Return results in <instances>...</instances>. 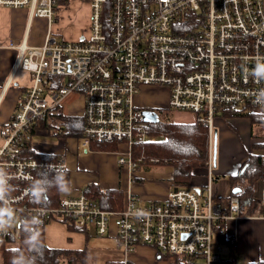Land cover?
I'll return each mask as SVG.
<instances>
[{
	"label": "built area",
	"instance_id": "2783aa9c",
	"mask_svg": "<svg viewBox=\"0 0 264 264\" xmlns=\"http://www.w3.org/2000/svg\"><path fill=\"white\" fill-rule=\"evenodd\" d=\"M82 1L89 8L86 34L56 40L51 17L58 11L62 18L71 0H0V7L25 9L29 19L47 22L40 45L29 44L26 36L18 44L19 66L30 73V84L0 127V167L12 178L13 207L22 217L39 214L41 229L57 221L92 228L99 236L113 233L124 259L106 264H130L127 255L141 245L154 248L156 255H177L181 264H231L235 237L225 232L226 223L264 219V203L261 195L259 211L242 214L237 196L228 195L225 203L214 199V126L217 114L226 109L248 108L264 115L253 103V94L264 82L247 75L256 59L264 57V0ZM144 87L167 93L166 103L154 107L156 112L160 106L191 112L207 127L203 190L179 186L161 200L142 204L128 189L121 209H105L87 195L86 185L76 195L61 194L57 206L27 205L26 189L37 172L44 165L67 161L23 158L22 152L28 142L33 148L35 125L71 91L84 97L79 153L93 150L92 143H116L109 152L130 176L142 160L132 159L133 145L150 137V122L142 114L146 107L135 102ZM132 181L129 178V184ZM140 210L149 215L138 219ZM19 233L13 229L7 236L16 239Z\"/></svg>",
	"mask_w": 264,
	"mask_h": 264
},
{
	"label": "crops",
	"instance_id": "0c3cea01",
	"mask_svg": "<svg viewBox=\"0 0 264 264\" xmlns=\"http://www.w3.org/2000/svg\"><path fill=\"white\" fill-rule=\"evenodd\" d=\"M86 8V14L88 17V5H86ZM69 11L70 9L68 12ZM44 24H47V22L43 18L34 17L33 19H29L25 9L0 7V127L8 121L15 110L20 97L22 96V93L30 84V73L19 66L20 54L18 44L20 43L21 39L26 36V41L29 44L35 46L40 45L44 40L47 30V25L46 29H44ZM51 30L53 31V28ZM85 34L86 30L81 35H78V38L84 36ZM152 90L155 91V88L144 87L141 93L135 96V102L145 107H156L159 104H165L167 101V93L165 89H158V92H162V102L154 100L147 93ZM58 113L64 115L59 109V105L50 112L47 118L52 119ZM74 113L75 112L64 116L82 117V115H75ZM42 130L47 134L49 133L47 128H39L36 129L33 136L35 134L38 135ZM214 134L216 135L215 128ZM215 135L213 137L214 141ZM33 136L32 150L34 152L43 156L53 155L55 157H64L66 159L67 166L70 169V181L73 186V191L70 195L78 194L81 191V188L88 185L90 182L99 184V186L103 189L116 188L113 186V182L105 179L107 171H112L113 168L117 169L118 171L124 170L127 172V188L126 190H123L120 187V189L123 191V195L128 189L131 190L139 203L143 204L149 203L151 201L161 200L165 197L166 192L172 188V167L168 166L170 168V170L167 172L169 175L168 187H156L150 183H147V181L144 179L147 173H144L140 170L136 171L139 165L131 172L129 176L126 167L118 165L116 159H108L107 155L113 152L90 150L84 154L79 153L78 137L62 136V152L59 153L60 151L56 149V146L53 144L33 143ZM250 155H254V153H248V155H245L239 164L235 165L231 169L220 166L222 171H219L216 168V172H214L215 179L213 180L214 182H212L213 196L216 201L225 203L226 198L230 194L231 190L229 180L226 178L220 182L218 180L217 174L220 173L222 176L226 177L236 174L241 163L247 160ZM215 167H217L216 159ZM131 177L133 178V181L129 184V178ZM206 181V167L199 169L197 168L193 172L189 187H198L200 190H203L206 185ZM260 186L261 189L259 192V198H261V192L264 188V184ZM259 202L260 201L257 199H253L251 209L249 211L251 212L253 209H257L259 211ZM85 232L88 235L87 238L85 237ZM225 232L228 235H233L235 237V247L231 248L235 252V264H248L259 260L264 261L263 218L250 217L229 220L225 225ZM44 235L45 243L48 247L82 249L84 246H86L89 259L94 264L120 262L124 259V254L117 246L113 233L99 236L92 228H86L84 230H68L63 223L52 221L44 227ZM127 256V260L130 264H167L166 261H157L158 258L154 248L149 246H138L133 253Z\"/></svg>",
	"mask_w": 264,
	"mask_h": 264
},
{
	"label": "trees",
	"instance_id": "16d2710c",
	"mask_svg": "<svg viewBox=\"0 0 264 264\" xmlns=\"http://www.w3.org/2000/svg\"><path fill=\"white\" fill-rule=\"evenodd\" d=\"M236 114V109H226L223 117H232ZM252 121L262 120L264 117L252 115ZM59 121V126H56ZM83 126L82 117H66L61 113L56 114L52 119L38 122L32 129V135L36 129L47 128L56 130V134L64 137H78ZM150 137L141 144L133 145L132 159L137 161L142 158L139 165H159L172 167L171 181L172 188L179 186H190V180L195 169L204 168L208 159V130L202 123L193 122H175L166 119H160L158 122L150 123ZM264 147V143L257 144ZM117 147L116 143H92L91 149L99 151H112ZM53 155H41L30 148V143L22 152L21 157H46ZM55 157V156H54ZM155 159L156 161H151ZM37 172L36 178L39 177ZM35 178V179H36ZM231 189L240 187L236 193L230 190L229 195H235L239 198L240 213L250 212L251 204L254 199L256 184L264 178V155H250L247 160L241 163L236 174L229 175ZM70 180V173L68 172ZM87 195L97 201L105 209H121L123 207V191L116 188H101L99 184L90 182ZM60 193L55 188L50 189L48 193V202L45 207L57 206L60 199ZM30 206H42L32 203L29 199L26 202ZM68 230H84L76 225H65ZM42 240L45 243L44 229H41ZM85 237L88 235L85 232ZM24 235L19 233L18 238L7 235L0 236V263L11 264L12 256L17 248H23ZM17 243V244H15ZM26 251V249H25ZM231 264H235V252L231 249ZM167 258V264H181L180 258L172 254H158L157 258ZM39 264H94L90 261L86 246L82 249H63L52 248L46 245L42 261ZM248 264H264V261H256Z\"/></svg>",
	"mask_w": 264,
	"mask_h": 264
},
{
	"label": "rangeland",
	"instance_id": "374dc122",
	"mask_svg": "<svg viewBox=\"0 0 264 264\" xmlns=\"http://www.w3.org/2000/svg\"><path fill=\"white\" fill-rule=\"evenodd\" d=\"M70 11L68 12V10ZM86 4L82 0H71L70 4L67 5L65 12H63V17H59V12L54 11L51 21H53V32L51 36L56 40L65 39H75L78 38V35H81L87 28V14H86ZM44 24V29H46ZM155 88V91L152 90L147 92L154 100L162 102V92H158V87ZM59 109L64 115L71 114L75 112V115H83L84 113V97L83 94L77 91H71L65 95L59 102ZM155 109V108H154ZM158 110L159 118L166 119L175 122H193L195 115L191 112L185 111H175L169 109L165 106H160ZM259 112L253 113L248 108H239L236 110V114L232 117H223L224 112L220 111L217 114L215 119V141L214 149L216 166L214 167V172L216 168L219 171L220 166L224 168L231 169L235 165H238L239 162L244 158L248 153L254 154H264V147L257 144L264 143V121L254 120L252 121V115H257L264 117V115L257 114ZM56 126H59V121H56ZM56 130H50L49 133H45L43 130L39 134L33 136V143L37 144H53L56 149L61 153L62 147L61 142L63 137L55 133ZM74 141V140H72ZM71 143V140H70ZM58 153V152H56ZM117 155L115 153H109L107 155L108 159H116ZM77 160V157H76ZM142 171L147 173L144 179L147 183H150L156 187L167 188L168 187V177L167 174L170 168L168 166H159V165H139L136 171ZM218 180L221 182L223 179H226V176L218 173ZM105 179L113 182V186L122 188L126 190L127 188V172L124 170L118 171L113 168V170L107 171ZM228 179V178H227ZM214 182V181H212ZM109 184V183H108ZM264 184V179H261L256 184V190L254 199L260 201L259 192L261 189L260 185ZM260 187V188H259ZM60 223V222H58ZM17 244V243H15ZM228 248L223 247L224 254H227ZM167 261V258L157 259V261ZM1 264V263H0Z\"/></svg>",
	"mask_w": 264,
	"mask_h": 264
},
{
	"label": "clouds",
	"instance_id": "9594fccd",
	"mask_svg": "<svg viewBox=\"0 0 264 264\" xmlns=\"http://www.w3.org/2000/svg\"><path fill=\"white\" fill-rule=\"evenodd\" d=\"M247 75L257 83L264 82V57H258ZM253 103L260 110H264V87L259 88L254 94ZM51 158H54L52 156ZM69 167L63 163L47 164L42 167L39 177L33 179L26 189L28 199L37 205H46L50 189L63 195L73 191L71 181L68 179ZM11 176L4 167H0V235L9 234L16 229L23 233V248H17L12 256L11 264H39L43 259L46 245L42 240V220L39 214L30 217L19 216L13 207L12 193L15 188ZM149 215L144 210L137 212V218H146ZM26 249V251H25Z\"/></svg>",
	"mask_w": 264,
	"mask_h": 264
},
{
	"label": "water",
	"instance_id": "95a60500",
	"mask_svg": "<svg viewBox=\"0 0 264 264\" xmlns=\"http://www.w3.org/2000/svg\"><path fill=\"white\" fill-rule=\"evenodd\" d=\"M142 114L144 116V120L148 121L150 123H155V122H158L160 120L158 113L155 110L150 109L148 107H146L142 110ZM213 161L215 163V152L214 151H213ZM194 190L197 193H200V189L198 187H194ZM239 190H240V187H233L231 189L232 193H236ZM262 198H263V203H264V188L262 189Z\"/></svg>",
	"mask_w": 264,
	"mask_h": 264
},
{
	"label": "flooded vegetation",
	"instance_id": "af4514ba",
	"mask_svg": "<svg viewBox=\"0 0 264 264\" xmlns=\"http://www.w3.org/2000/svg\"><path fill=\"white\" fill-rule=\"evenodd\" d=\"M148 108L155 110L154 107H152V106H148ZM157 113H158V112H157Z\"/></svg>",
	"mask_w": 264,
	"mask_h": 264
}]
</instances>
